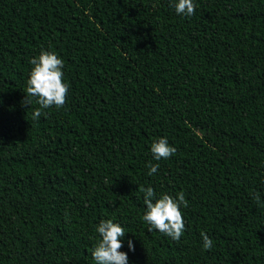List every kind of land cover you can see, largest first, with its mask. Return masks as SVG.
I'll use <instances>...</instances> for the list:
<instances>
[{
	"label": "trees",
	"instance_id": "trees-1",
	"mask_svg": "<svg viewBox=\"0 0 264 264\" xmlns=\"http://www.w3.org/2000/svg\"><path fill=\"white\" fill-rule=\"evenodd\" d=\"M196 4L0 0V264H96L101 219L129 264H264V0ZM42 48L69 87L34 118ZM161 136L176 151L157 162ZM147 184L184 193L179 240L142 220Z\"/></svg>",
	"mask_w": 264,
	"mask_h": 264
},
{
	"label": "clouds",
	"instance_id": "clouds-1",
	"mask_svg": "<svg viewBox=\"0 0 264 264\" xmlns=\"http://www.w3.org/2000/svg\"><path fill=\"white\" fill-rule=\"evenodd\" d=\"M170 6L181 16H191L195 13L196 0H170ZM31 69L27 80V93L33 97L40 107L34 109L33 117L37 118L42 109L55 105L62 106L65 103L68 92V83L64 79V61L56 52L41 49L37 56L30 60ZM27 99V97H26ZM175 147L169 143L167 136H161L152 141L150 152L154 160L159 162L162 158H169L175 153ZM159 163L149 164L148 175L157 172ZM143 193L145 211L142 220L148 225L149 230H158L179 240L185 232V222L181 206H187L182 191L175 196L162 192L157 195L151 184L139 185ZM257 204L264 206V200L260 195L255 196ZM99 234L92 249V257L96 264H129L128 252L122 251V238L125 235L124 227L119 221L113 219H101L95 227ZM203 247L210 249L213 246L212 238L201 231ZM129 251H135V244L131 239L127 241Z\"/></svg>",
	"mask_w": 264,
	"mask_h": 264
}]
</instances>
